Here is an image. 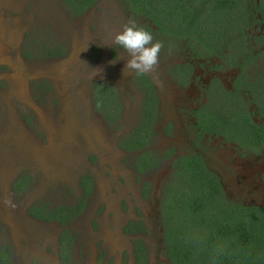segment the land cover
Here are the masks:
<instances>
[{
  "label": "rangeland",
  "instance_id": "rangeland-1",
  "mask_svg": "<svg viewBox=\"0 0 264 264\" xmlns=\"http://www.w3.org/2000/svg\"><path fill=\"white\" fill-rule=\"evenodd\" d=\"M51 1L0 0V246L9 247V264H134L129 253L136 236L128 231L134 221L145 228L149 252L158 246L150 231L157 230L156 186L164 167L139 174L115 147L114 133L122 126L114 132L92 106L95 79L127 92L126 62L86 55L91 41L107 42L126 24L120 3L98 0L66 19ZM96 69L101 72L93 78ZM165 113L175 118L171 104ZM178 128L170 145L185 149ZM162 143L154 141L153 150ZM212 152L210 166L224 168V151ZM83 176L91 181L86 193ZM80 199V212L65 225L30 214L36 204L72 205ZM65 229L72 237L67 258ZM149 257L155 264L154 255Z\"/></svg>",
  "mask_w": 264,
  "mask_h": 264
},
{
  "label": "flooded vegetation",
  "instance_id": "flooded-vegetation-1",
  "mask_svg": "<svg viewBox=\"0 0 264 264\" xmlns=\"http://www.w3.org/2000/svg\"><path fill=\"white\" fill-rule=\"evenodd\" d=\"M117 1L124 23L135 20L164 44L158 71L143 76L132 74L127 92H118L103 78L90 84L96 112L113 131L122 126L120 132L114 133V144L130 158L134 169L142 174L164 167L156 186L157 230L150 231L156 234L158 246L149 252L142 239L145 228L134 221L128 229L130 235L136 236L131 240L129 257L134 264H149L150 254L154 255L155 264H198L197 257L187 263L168 257L166 228L172 235L180 237L190 232L191 237L198 239L204 233L199 222L205 216L191 211L194 219L189 217V226H177L178 218H171V204L189 202L232 212L242 210L250 213L239 216L244 220H255V212L264 211V0ZM51 2L52 8L69 19L82 15L98 0ZM52 8L53 13L57 12ZM86 55L104 56L107 60L117 57L125 62L120 58H127L113 38L102 43L91 41ZM168 104L172 105L174 119L166 117ZM125 112L128 121L124 120ZM176 126L186 138L185 149L170 145ZM161 140L165 146L153 150L152 143ZM216 148L226 154L224 168L210 166L212 150ZM187 157L197 159L201 165L185 168L175 164ZM187 171L191 173L188 181L192 185L185 182ZM83 177L80 186L86 193L91 181ZM82 205V199L72 205L36 204L30 214L42 222L65 225L78 215ZM66 206L74 207L76 212L68 217ZM62 237L67 258L72 237L66 229ZM256 244L235 249L226 242L220 262L206 258L201 264H264V255ZM234 250L241 252L233 255ZM7 260L9 264L10 256Z\"/></svg>",
  "mask_w": 264,
  "mask_h": 264
},
{
  "label": "trees",
  "instance_id": "trees-1",
  "mask_svg": "<svg viewBox=\"0 0 264 264\" xmlns=\"http://www.w3.org/2000/svg\"><path fill=\"white\" fill-rule=\"evenodd\" d=\"M86 1L87 0H85V2ZM261 2H263V0H261ZM175 164H179L180 166L183 165L185 168H192L196 165H201L200 161L191 157L182 158ZM190 176V171H187L186 177L188 178H185L186 183H190ZM65 209L68 217L71 213L76 212V209L71 206H66ZM214 209H219L221 212L218 211L216 213L219 214H216ZM33 210L34 209L32 208L30 212L32 213ZM77 210H79L78 207ZM191 211H197L198 214L201 213L205 216V218H202L199 222L204 228V233L198 236V239H194L189 235L190 232L187 234L182 233L179 237L178 235H172V231L168 233L170 228H166L165 246L168 251V257L172 261L175 262L180 260L187 263L190 262L191 259H194V257H197L198 259H195H197L198 264L206 262V258L211 259L214 262H220L223 258V252L221 255H216L215 250L217 248L223 249L226 242L228 243V246L235 249L255 246L256 242H258L261 248V256L264 255V211L255 212V215L257 216V219L255 220L252 218L244 220L239 218V216L242 213L245 215L250 213H247L246 211L242 212V210L232 212L231 210H224L222 207L199 204L193 205L189 202L186 204H171L170 206V213H173L171 214V218H173L172 215H175L176 218L181 219L177 226L186 227L189 225V217L193 218L191 216L193 214ZM252 215L253 212L251 216ZM174 230L177 231V228ZM224 235H227V238ZM240 252L241 251L234 250L232 254L239 255ZM9 256V247H0V264H7V257Z\"/></svg>",
  "mask_w": 264,
  "mask_h": 264
},
{
  "label": "clouds",
  "instance_id": "clouds-1",
  "mask_svg": "<svg viewBox=\"0 0 264 264\" xmlns=\"http://www.w3.org/2000/svg\"><path fill=\"white\" fill-rule=\"evenodd\" d=\"M113 43L124 50L125 59L124 75H150L156 73L159 68L160 54L164 49L162 41L154 39L153 34L144 27L139 26L133 19H129L123 25L122 30L113 37ZM100 69L93 70V78L99 75ZM216 255H221L222 248H217Z\"/></svg>",
  "mask_w": 264,
  "mask_h": 264
}]
</instances>
